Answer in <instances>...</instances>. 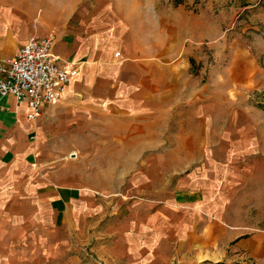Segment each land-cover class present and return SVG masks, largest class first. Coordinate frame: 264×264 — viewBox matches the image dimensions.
<instances>
[{
	"label": "rangeland",
	"instance_id": "obj_1",
	"mask_svg": "<svg viewBox=\"0 0 264 264\" xmlns=\"http://www.w3.org/2000/svg\"><path fill=\"white\" fill-rule=\"evenodd\" d=\"M3 1L15 5L0 4V16L17 36L83 48L101 25L109 37L128 25L165 38L157 46L189 55L190 67L174 71L187 87L175 117L158 111L156 134L147 122L121 139L101 134L77 85L75 119L36 135L30 175L66 198L23 184L0 199V264H264V0ZM189 87L212 101L202 130L212 158L187 139Z\"/></svg>",
	"mask_w": 264,
	"mask_h": 264
},
{
	"label": "crops",
	"instance_id": "obj_2",
	"mask_svg": "<svg viewBox=\"0 0 264 264\" xmlns=\"http://www.w3.org/2000/svg\"><path fill=\"white\" fill-rule=\"evenodd\" d=\"M3 3L15 6L13 2L1 0L0 4ZM4 19V16H0V57H10L27 37L25 33L15 35L12 28L5 25ZM105 28L101 25V38L90 31L91 35L87 34L83 48L77 47L72 40L69 46H52V51L58 59L73 61L77 71L67 81L59 97L45 104L39 115L27 118V108L23 101H16L11 94H0V199L12 194L17 188L20 189L23 184L26 185L23 193L35 187L36 192L46 193L44 197L66 198L64 190L60 187L39 185L38 182L30 180V175L35 162H38L36 135L42 134L48 124L56 118L69 123L71 119H75L71 115L81 107L78 106L80 97L75 95V88L80 83L85 89V119L90 122L89 126H92L94 119H100V133L104 135L117 136L118 139H121V136L134 135L137 133V127L145 128L146 122L151 131V128L153 130L157 126L159 110L170 112L171 107L172 116L175 117L178 113L175 102L182 96L175 92L187 86L178 84L180 80L175 79L174 71L183 64H187L186 68L189 69V55L187 59L179 58V53H170V48L168 50L157 46L158 41L165 38L156 35L152 38L144 34L142 36L139 31L128 25L109 26V34L115 30V37L104 33ZM121 31L125 32L124 37H116V32ZM114 48H118L116 55L113 54ZM189 89L190 93L184 95L189 99L187 101L193 104L184 111L185 127L192 129L187 132V139L191 143H201L198 150L204 151V144L210 137L205 138L202 130L207 112L213 105L206 104L207 101H212L204 93H195L190 87ZM93 114H99L100 118H94ZM152 132L155 133V130ZM123 142L124 140H121L117 143L118 150L128 149V144ZM250 146L234 153L239 156L245 153L250 155L258 150L254 144ZM208 147L207 154L204 151L205 159L214 156V148ZM238 154L233 155L238 157ZM189 157L188 155L186 160Z\"/></svg>",
	"mask_w": 264,
	"mask_h": 264
},
{
	"label": "built area",
	"instance_id": "obj_3",
	"mask_svg": "<svg viewBox=\"0 0 264 264\" xmlns=\"http://www.w3.org/2000/svg\"><path fill=\"white\" fill-rule=\"evenodd\" d=\"M52 46V35H31L12 56L0 57V94L23 101L27 118L39 115L45 104L56 100L76 74L74 62L60 61Z\"/></svg>",
	"mask_w": 264,
	"mask_h": 264
},
{
	"label": "trees",
	"instance_id": "obj_4",
	"mask_svg": "<svg viewBox=\"0 0 264 264\" xmlns=\"http://www.w3.org/2000/svg\"><path fill=\"white\" fill-rule=\"evenodd\" d=\"M216 263H219V262H216Z\"/></svg>",
	"mask_w": 264,
	"mask_h": 264
}]
</instances>
